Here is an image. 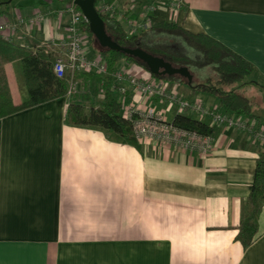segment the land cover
<instances>
[{
  "label": "crops",
  "instance_id": "1",
  "mask_svg": "<svg viewBox=\"0 0 264 264\" xmlns=\"http://www.w3.org/2000/svg\"><path fill=\"white\" fill-rule=\"evenodd\" d=\"M64 4L0 0V35L60 53L69 21L58 15ZM115 8L133 20L172 21L211 36L254 66L248 82L264 92V0H115ZM86 53L98 55L90 43ZM116 69L151 77L129 61ZM5 72L13 102L26 99L21 61L7 63ZM163 81L187 99L219 107L207 93ZM80 82L81 90L94 88L91 97L77 94L82 104L103 98L105 88ZM111 93L123 106L139 101ZM68 100L0 118V264H264V205L254 242L244 248L236 239L264 147L188 111L181 114L212 129L208 154L155 141L132 146L102 129L65 123ZM152 106L167 120L177 113L167 100L153 98Z\"/></svg>",
  "mask_w": 264,
  "mask_h": 264
},
{
  "label": "trees",
  "instance_id": "2",
  "mask_svg": "<svg viewBox=\"0 0 264 264\" xmlns=\"http://www.w3.org/2000/svg\"><path fill=\"white\" fill-rule=\"evenodd\" d=\"M63 1L73 3L74 0ZM112 1L108 0V2ZM98 5L99 0H95V8L105 23L107 34L118 45L124 47L139 45L174 66H187L193 75V80L188 84L187 80L179 75L162 77L150 73L151 77L188 85L192 93L204 92L213 96L219 108L225 112L264 124V121L253 113L251 99L237 89L247 83L249 76L255 71L249 61L211 36L190 32L172 21H155L148 28L129 35L124 23L101 13ZM74 6L79 9L75 4ZM81 27L88 34L90 45L94 46L97 54L107 61L109 75L102 77L87 73L75 74L82 83L88 81L98 85L96 92L101 87L105 89L103 98L90 106L82 104L79 95L70 96L65 110V123L102 129L107 133L116 134L123 143L137 146L130 124L122 115L123 105L118 96L111 93L110 86L113 84L111 74L117 70L116 65L119 61L133 62L147 71L148 69L136 58L102 48L90 32L87 22L84 21ZM182 45L191 49L196 55L190 57ZM18 59L22 65L27 98L14 103L5 65ZM53 62L51 53H46L44 50L33 51L32 48L13 43L0 35V118L66 95L69 87L68 77L58 78L53 71ZM172 121L179 127L197 131L202 135H211V127L193 116L176 113ZM257 151L250 193L244 201L243 213L237 226L236 239L244 248L251 245L257 237L258 215L264 205V150L258 148Z\"/></svg>",
  "mask_w": 264,
  "mask_h": 264
},
{
  "label": "built area",
  "instance_id": "3",
  "mask_svg": "<svg viewBox=\"0 0 264 264\" xmlns=\"http://www.w3.org/2000/svg\"><path fill=\"white\" fill-rule=\"evenodd\" d=\"M98 8L101 13L122 22L128 27V34L148 28L152 22L149 19L133 20L122 12L116 10L115 0H99ZM58 15L68 16L67 36L60 42L62 51L53 53V71L58 78L68 77V97L80 93L81 82L75 77L76 73H87L107 76L108 63L100 55L89 57V36L82 30V23L86 21L80 9L73 3H65L58 10ZM42 15L37 13L35 20H40ZM35 21V22H36ZM47 52V50H46ZM113 84L110 86L116 93L125 96L128 93L139 99L138 103L131 102L122 108L123 117L129 122L135 139L139 142H161L178 148L208 154L212 149L211 135H202L194 130L177 126L172 120H167L152 106V99L167 100L175 107L178 114L190 112L197 117L209 118L213 123L225 125L241 130L257 145L264 147V124H258L247 117L236 116L225 112L219 107H213L199 100H191L169 90L163 80L150 77L140 78L126 70L118 69L111 74Z\"/></svg>",
  "mask_w": 264,
  "mask_h": 264
},
{
  "label": "water",
  "instance_id": "4",
  "mask_svg": "<svg viewBox=\"0 0 264 264\" xmlns=\"http://www.w3.org/2000/svg\"><path fill=\"white\" fill-rule=\"evenodd\" d=\"M73 3L80 9L85 17L90 32L97 43L102 47L117 52H121L129 57L141 61L148 69L149 73L156 76L179 75L190 84L193 75L187 66H174L162 57L155 56L139 45L134 47H124L118 45L106 32L105 23L95 8V0H74Z\"/></svg>",
  "mask_w": 264,
  "mask_h": 264
},
{
  "label": "rangeland",
  "instance_id": "5",
  "mask_svg": "<svg viewBox=\"0 0 264 264\" xmlns=\"http://www.w3.org/2000/svg\"><path fill=\"white\" fill-rule=\"evenodd\" d=\"M127 32H128V27L125 26ZM137 31L136 33H138ZM135 33V34H136ZM183 49L188 52L189 56L196 55L191 49L187 48L185 45H182ZM93 87L89 88V91L87 90V86L84 88V90L80 89L79 95H85L89 92V96H92L93 92ZM239 92L247 96L248 98L251 99L253 103V111L257 113L258 115L264 117V92L260 91V89L252 86L249 82L245 83L244 85L240 86L237 88ZM101 93V92H100Z\"/></svg>",
  "mask_w": 264,
  "mask_h": 264
}]
</instances>
